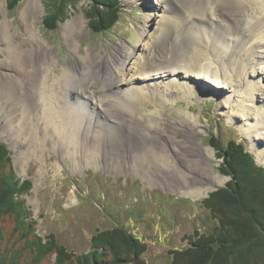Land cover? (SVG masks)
<instances>
[{
    "label": "rangeland",
    "instance_id": "rangeland-1",
    "mask_svg": "<svg viewBox=\"0 0 264 264\" xmlns=\"http://www.w3.org/2000/svg\"><path fill=\"white\" fill-rule=\"evenodd\" d=\"M9 1L0 0V141L9 147L18 176L33 180L31 193L25 195V198L33 218L39 222L38 232L42 236L53 233L68 250L82 253L90 249L93 235L122 227L145 243L147 252L143 259L146 264H173L170 252L172 249L187 247L186 237L193 236L195 231L204 234L213 231L217 223L203 207L202 201L212 192L226 188L231 180L220 170L222 160L218 158L216 148L211 145L218 146L213 134L218 133L222 146L227 145L231 138L238 140L246 152L254 155L256 164L264 167V129L257 130L262 125L258 124V118L262 121V117H256V121L250 117L252 119L249 123H256V126L248 127V117L240 119L242 115L238 113L240 104L248 103H242L241 100L231 110L233 102L225 99L230 92L201 91L209 86L205 81L192 82L191 86H195L193 90L196 92L193 96L179 98L164 108H157L153 104L145 107V114L152 113V126L162 124L168 133L165 136L169 139L172 137L184 142L186 146L208 149L204 160L210 167L206 172L198 170L195 175L199 176L188 177V180L167 165H162L161 171L157 172L162 177L153 179V167L147 166L146 159H138L132 154L134 149L131 144L139 146L144 136L142 138L133 132L125 133L123 129L121 131L128 142L123 146L106 144L104 152L101 149V136L95 143L91 130L86 134L77 133L84 137L79 142H68L71 134L65 131L60 137L67 136L64 138L66 142L56 144L47 136L50 131H44V124L34 118L33 112L20 116L25 109L24 101L11 99L2 93L5 82L17 77L15 70L11 71L7 66L10 53L19 51L24 56L34 58L33 55L41 47L49 50L48 55L38 57L41 63H50L49 68H52V71L49 69L44 73V82L48 85L47 93L50 95L53 83L68 74L67 64L72 60L90 52L101 53L107 61V56H113L122 44L127 47L136 44L141 29L148 28L153 32L157 22L166 15V10L161 7L160 0H122L120 21L112 30L102 34L91 29L87 17L90 0H72L68 3L67 19L59 20L57 29L49 31L44 22L50 13L51 1L21 0L14 10H9ZM79 18L85 19L86 24L83 26L87 25L88 32L86 30L79 39L73 41L71 35H68L67 26ZM212 27L216 28L215 25ZM239 36L242 38L241 33L236 38ZM139 51L137 49V53ZM259 59V54L252 59L255 62L253 70L258 69ZM53 60L56 61L55 66L52 65ZM225 60L230 69L237 64L234 57ZM260 62L263 65L259 66H264V59ZM238 75L239 72H235L237 83L240 78ZM254 76L249 79L253 80V85L260 83L264 87V73ZM19 78L24 79V76L20 74ZM150 83L147 80L139 82L143 86ZM72 97L79 106L83 104L84 108L87 107L85 99ZM253 103L257 106L252 112L254 115L264 109V95L262 100ZM86 110L88 112L90 108ZM232 114L234 120L230 118ZM94 116L101 124L93 130H103L101 125L108 127L110 122L105 120L104 114ZM79 121L81 123L82 118ZM82 124L86 125L84 122ZM187 128L189 136L183 132ZM193 128L197 132H193ZM58 135L55 133V136ZM128 136L136 137V140ZM155 138L163 142V138L152 139ZM168 144L172 150L171 143ZM173 149L179 150L177 147ZM189 154L185 152V157L180 159L172 151L175 166L178 165L186 175L193 171L188 163L189 158H192ZM192 188L198 189V192ZM236 249L230 254H238L239 250ZM236 256H231L232 264H241V259H234ZM54 259L55 256H52L46 264H54Z\"/></svg>",
    "mask_w": 264,
    "mask_h": 264
},
{
    "label": "bare ground",
    "instance_id": "bare-ground-1",
    "mask_svg": "<svg viewBox=\"0 0 264 264\" xmlns=\"http://www.w3.org/2000/svg\"><path fill=\"white\" fill-rule=\"evenodd\" d=\"M160 2L161 7L166 10V15L157 22L153 32L148 28L141 29L136 44L131 47L122 44L118 52L111 57L107 56V61L101 53L90 52L72 60L67 64L68 74L53 83L50 95L47 93L48 85L44 82V73L50 69V63L43 64L38 57L48 55L49 50L41 47L42 49L33 55L34 58L13 51L8 56L7 66L9 70H15L17 77L14 79L9 77L10 80L8 83L5 82L6 86L2 93L11 99L24 101L25 109L21 111L20 116L33 112L34 118L44 124V131L47 129L50 131L47 136L56 144L66 142L64 138L67 136L60 137L65 131L71 134L68 142L70 140L79 142L83 141L84 137L78 134H86L91 130L95 143L101 136L103 142L101 149L104 152L106 144L123 146L128 142L121 131L123 129L125 133L133 132L140 137L144 136L139 146L131 144L134 149L132 154L138 159H146L147 166L153 167L151 173L153 179L158 180L162 177L157 174L161 171L162 165L170 166L185 180H188V177L199 176L195 175L198 170L206 172L210 167L204 160V154L208 149L186 146L184 142L172 137L169 139L165 136L168 133L162 124L152 126L154 122L152 113L145 114L144 108L151 104L157 108H164L179 98L193 96L196 92L193 90L195 86H191L192 82L205 81L207 85L209 83V88L204 87L201 91L208 92L207 89L211 92L217 91L216 93L230 92L225 99L233 102L231 110L240 104L241 100L242 103L247 102L248 104H240L237 111L242 117L239 118L248 117V127L254 128L256 123L250 124L249 121L252 119L250 117L255 121L256 117H262V121L258 118V124L262 125L257 130L264 129V109L254 115L252 113L257 107L253 101L263 99L264 87L257 82L253 85V80H249L250 77L254 78L255 74L259 76L264 73V66H259L263 65L260 61L264 59V0H160ZM84 24L85 19L79 18L67 26L68 35H71L73 41L86 32L87 25L84 27ZM240 33L242 38L240 36L236 38ZM137 49L140 50L138 53ZM257 54L262 60H258V69L253 70L255 62L252 59ZM232 57L237 64L230 69L226 66L225 59ZM130 61H133L132 65L128 66ZM55 64L56 61L53 60L52 65ZM50 70L52 71V68ZM235 72H239L238 83L235 82ZM20 74L24 79L19 78ZM142 80L151 83L140 85L139 82ZM210 85L213 88L210 89ZM71 96L85 99L84 103H87L90 111L87 112V107L84 108L83 104L79 106ZM96 111H99L98 114ZM153 111L156 110H150ZM94 114L99 117L104 114L105 120L110 122L108 127L101 125L104 127L103 130H93L92 128H98L101 124L95 120ZM81 118L82 121L79 123ZM230 118L234 120L235 116L232 114ZM83 122L86 123L85 126ZM52 129L59 135L55 136ZM192 131L197 132V129L193 128ZM183 132L187 136L190 134L188 128ZM154 137L163 138V142L156 138L152 139ZM134 138L136 140V137ZM168 143H171L172 150L169 149ZM175 147L179 150H174ZM172 151L177 153L180 159L185 157V152L190 153L192 158H189L188 163L191 164L193 171L186 175L178 165L175 166ZM192 189L198 192V189Z\"/></svg>",
    "mask_w": 264,
    "mask_h": 264
},
{
    "label": "trees",
    "instance_id": "trees-1",
    "mask_svg": "<svg viewBox=\"0 0 264 264\" xmlns=\"http://www.w3.org/2000/svg\"><path fill=\"white\" fill-rule=\"evenodd\" d=\"M20 1L10 0L9 10ZM49 1L51 10L44 26L55 31L57 22L67 19L72 0ZM121 3L90 0L87 17L93 32L103 34L116 26ZM212 137L218 143L211 145L222 160L220 170L231 180L202 201L217 223L213 231H195L186 237L187 247L170 252L173 264H232L231 256L236 255L234 259H241V264H264V167L256 164L254 155L238 140L231 138L222 146L217 132ZM32 188L33 180L18 176L9 147L0 141V264H46L52 256L54 264H146L145 243L122 227L93 235L90 249L82 253L68 250L53 233L40 235L39 222L25 198ZM235 249L238 254H230Z\"/></svg>",
    "mask_w": 264,
    "mask_h": 264
},
{
    "label": "water",
    "instance_id": "water-1",
    "mask_svg": "<svg viewBox=\"0 0 264 264\" xmlns=\"http://www.w3.org/2000/svg\"><path fill=\"white\" fill-rule=\"evenodd\" d=\"M10 154L12 155V153L10 152Z\"/></svg>",
    "mask_w": 264,
    "mask_h": 264
}]
</instances>
